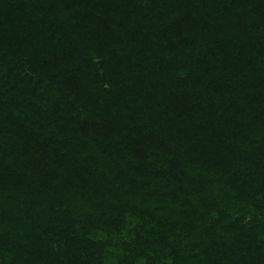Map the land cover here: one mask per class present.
<instances>
[{
    "label": "trees",
    "instance_id": "1",
    "mask_svg": "<svg viewBox=\"0 0 264 264\" xmlns=\"http://www.w3.org/2000/svg\"><path fill=\"white\" fill-rule=\"evenodd\" d=\"M15 64L0 264H264V0H0Z\"/></svg>",
    "mask_w": 264,
    "mask_h": 264
},
{
    "label": "rangeland",
    "instance_id": "2",
    "mask_svg": "<svg viewBox=\"0 0 264 264\" xmlns=\"http://www.w3.org/2000/svg\"><path fill=\"white\" fill-rule=\"evenodd\" d=\"M12 69L13 70L11 71L10 77H7V74L4 72H2V74L0 75V85L3 86L4 89H6L8 92L9 90H11V87L18 88L19 84H21L19 83V81L22 79L24 75V72H22L24 70L18 67L17 64H15V66Z\"/></svg>",
    "mask_w": 264,
    "mask_h": 264
}]
</instances>
